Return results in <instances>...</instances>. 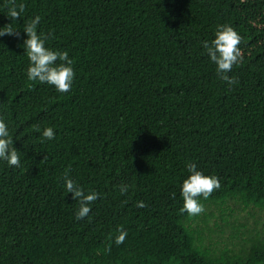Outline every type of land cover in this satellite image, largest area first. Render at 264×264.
<instances>
[{"label": "trees", "instance_id": "obj_1", "mask_svg": "<svg viewBox=\"0 0 264 264\" xmlns=\"http://www.w3.org/2000/svg\"><path fill=\"white\" fill-rule=\"evenodd\" d=\"M21 3L11 21L0 0V28L20 32L0 37V118L20 155L0 160V264H264V0ZM36 16L74 61L67 93L27 79ZM220 25L242 37L232 85L202 46ZM186 162L220 179L197 216L180 211ZM66 169L98 193L80 220Z\"/></svg>", "mask_w": 264, "mask_h": 264}, {"label": "clouds", "instance_id": "obj_2", "mask_svg": "<svg viewBox=\"0 0 264 264\" xmlns=\"http://www.w3.org/2000/svg\"><path fill=\"white\" fill-rule=\"evenodd\" d=\"M12 6L8 9V17L11 21L21 19L25 6L21 3L15 4V0H11ZM40 17L36 16L27 22L23 27L26 34L24 46L26 54L30 61L27 68V79L29 81H38L47 83L55 87L60 93H67L72 88L75 72L72 67L73 59L69 58L67 51H57L46 47V41L52 38L51 34L45 35L38 33L37 27L40 23ZM15 36L19 38L20 32L15 29L11 23L0 28V37ZM242 37L229 25H220L215 33L214 39L209 43L203 42V48L206 49L210 60L216 65L218 75L228 85L237 83L234 78L227 75L231 72L234 65L239 64L243 60V54L240 49ZM39 131V128H36ZM42 136L45 139H54L55 132L53 128L47 127L43 130ZM13 138L9 133V129L2 118H0V160L7 162L9 166H20V155L16 148L13 147ZM186 168L189 175L182 182L181 195L183 198V206L181 212H187L189 216H197L205 211L204 205L199 202V197L205 200L221 187L220 179L214 175L209 176L203 174L197 169L195 163L186 162ZM69 170H65L63 175L64 189L66 193H71L73 200L78 201L79 209L76 213V219L80 220L87 217L91 211V204L98 198V193L90 192L85 194L83 189L70 178ZM128 190V185L120 186L121 193ZM137 207L146 208L147 204L143 201L137 202ZM127 237V233L123 230L115 238L117 245L123 243ZM110 251V247L108 249Z\"/></svg>", "mask_w": 264, "mask_h": 264}, {"label": "rangeland", "instance_id": "obj_3", "mask_svg": "<svg viewBox=\"0 0 264 264\" xmlns=\"http://www.w3.org/2000/svg\"><path fill=\"white\" fill-rule=\"evenodd\" d=\"M241 214H243L242 217H241V220H244V219H246V218L248 219L249 222H251V221L253 220V218L250 217V216L247 214L246 211H243ZM218 221L220 222V218H218ZM224 228H226V229H225V231H224L223 234L226 235V236L228 237V235H229L228 232L230 231V227H229V226H228V227H225V226H224ZM229 236H230V235H229ZM229 238H230V237H229ZM229 238H228V239H229Z\"/></svg>", "mask_w": 264, "mask_h": 264}]
</instances>
